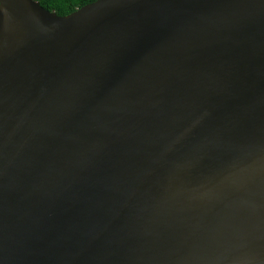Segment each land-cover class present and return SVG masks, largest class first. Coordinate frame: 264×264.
<instances>
[{"label":"water","instance_id":"1","mask_svg":"<svg viewBox=\"0 0 264 264\" xmlns=\"http://www.w3.org/2000/svg\"><path fill=\"white\" fill-rule=\"evenodd\" d=\"M0 264H264V0H0Z\"/></svg>","mask_w":264,"mask_h":264},{"label":"trees","instance_id":"2","mask_svg":"<svg viewBox=\"0 0 264 264\" xmlns=\"http://www.w3.org/2000/svg\"><path fill=\"white\" fill-rule=\"evenodd\" d=\"M39 4L49 10L55 11L58 15H66L75 9L90 3L94 0H36Z\"/></svg>","mask_w":264,"mask_h":264}]
</instances>
